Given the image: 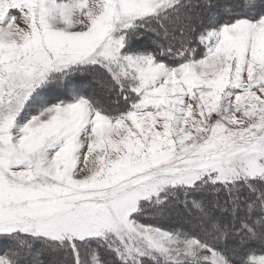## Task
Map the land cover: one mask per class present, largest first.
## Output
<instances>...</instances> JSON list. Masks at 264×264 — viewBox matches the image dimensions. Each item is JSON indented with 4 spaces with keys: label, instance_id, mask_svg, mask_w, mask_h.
Segmentation results:
<instances>
[{
    "label": "snow or ice",
    "instance_id": "obj_1",
    "mask_svg": "<svg viewBox=\"0 0 264 264\" xmlns=\"http://www.w3.org/2000/svg\"><path fill=\"white\" fill-rule=\"evenodd\" d=\"M0 264H264V0H0Z\"/></svg>",
    "mask_w": 264,
    "mask_h": 264
}]
</instances>
